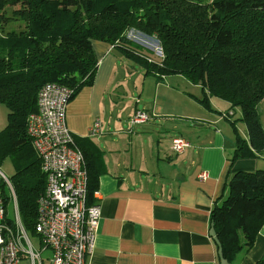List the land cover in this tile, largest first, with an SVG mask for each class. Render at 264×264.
<instances>
[{"label": "trees", "instance_id": "1", "mask_svg": "<svg viewBox=\"0 0 264 264\" xmlns=\"http://www.w3.org/2000/svg\"><path fill=\"white\" fill-rule=\"evenodd\" d=\"M129 30L158 42L159 61L127 39ZM93 41L113 46L158 82L177 75L199 86V103L206 109L210 98L227 103L230 111L238 109L247 141L232 128L229 161L264 159L257 111L264 100V0H0V105L7 111L0 162L9 158L15 168L8 180L27 234L35 235L36 201L45 189L40 159L26 133L27 117L36 111L45 83L71 89L70 101L92 85ZM75 142L85 159L90 205L101 153L87 141ZM0 189L6 204L8 196ZM226 189L210 211L209 236L219 260L230 264L253 246L264 222V170L235 172ZM255 264H264V255Z\"/></svg>", "mask_w": 264, "mask_h": 264}, {"label": "crops", "instance_id": "2", "mask_svg": "<svg viewBox=\"0 0 264 264\" xmlns=\"http://www.w3.org/2000/svg\"><path fill=\"white\" fill-rule=\"evenodd\" d=\"M92 49L97 61L93 83L69 101L65 119L77 141H87L101 153V173L93 193L100 218L85 264H226L219 260L209 236L210 211L226 196L227 180L233 173L264 170V159L255 155L230 162L234 143L231 127L217 128L205 146L197 147L200 151H192L187 140L189 148L177 154L171 151L170 142L168 150L177 155L175 159L161 150L164 156L159 151L136 156L129 151L132 143L120 136L125 131L123 124H129L128 118L139 109H118L116 122H111L110 111L105 113L106 100L111 103L114 92L117 97L122 90V96L128 93L124 82L135 68L109 44L93 41ZM211 103L215 109L221 104ZM213 119L221 122L218 117ZM96 120L101 133L90 137L89 128ZM226 144L231 147L226 148ZM201 172L206 174L205 180L198 178ZM178 176L182 177L176 179ZM263 255L264 222L253 246L230 264H255Z\"/></svg>", "mask_w": 264, "mask_h": 264}, {"label": "built area", "instance_id": "3", "mask_svg": "<svg viewBox=\"0 0 264 264\" xmlns=\"http://www.w3.org/2000/svg\"><path fill=\"white\" fill-rule=\"evenodd\" d=\"M158 55L162 57L161 50ZM71 94V89L59 84H43L37 93L36 111L26 120V133L45 178L44 192L36 201L34 223L40 251L32 247L21 224L11 184L0 171V187L12 194L15 213L13 219L6 218L0 189V264H18L21 254L29 258L30 264H42L40 253L46 249L50 250L48 264H85L93 250V230L100 218V207L87 204L85 159L65 124ZM146 121L147 115L136 111L129 124ZM100 133V122L96 120L88 135L95 137ZM187 148L189 142L181 137L171 142L174 153H183ZM206 177L204 172L198 175L200 180Z\"/></svg>", "mask_w": 264, "mask_h": 264}, {"label": "rangeland", "instance_id": "4", "mask_svg": "<svg viewBox=\"0 0 264 264\" xmlns=\"http://www.w3.org/2000/svg\"><path fill=\"white\" fill-rule=\"evenodd\" d=\"M9 27L11 28L12 25ZM9 27L4 30H9ZM126 36L127 39L147 50L152 60L159 61L160 57L158 52L160 48L154 38L135 30H129ZM129 64L135 68V71L124 82L123 89L128 88V93L122 96V90L120 91L119 97H117V93L114 92V100L111 103L108 99L106 100L105 113L108 115L110 111L111 122H116L115 117L118 116L116 114L118 109L129 108L131 111L133 107H137L139 109L137 111H143L147 115V121L142 125L132 127L127 123L123 124V130L125 131L120 137L122 138L123 136L124 139L132 143L129 151H132L136 156L139 155L138 157H141L140 155L144 154L149 156L159 150L167 154L171 153L168 147L170 142H172L171 140L176 137H182L190 141L192 151L196 149L200 151L201 149L197 147L205 146L210 140L212 133L219 127H231L232 133V128H235L237 136L242 140L246 139L245 125L241 120V114L238 109L228 111L229 106L216 98H211V101L221 103L220 105L217 104L218 106L216 108L218 109L212 107L210 100V108L206 109L199 103V100L202 98L199 86L190 84L184 77L172 75L158 82L152 75L142 77L144 69L135 62L129 61ZM139 77L140 81H138ZM181 81H184V83ZM158 107L163 108L162 112L157 109ZM257 111L264 130V100L259 103ZM0 112L2 116V118L0 116V124L4 122L3 126L5 127L7 124V111L2 105H0ZM229 113L232 115L225 120L224 115ZM132 115H130L127 122L130 121ZM215 117H218V121L220 120L221 122H213V118ZM126 118L127 116H123L124 120ZM200 119L203 121L199 122L198 120ZM176 156L172 154V159H175ZM0 171L7 179L13 176L15 168L9 158L0 162ZM179 177L182 176H178L176 179ZM4 190L8 196L7 203L4 205L5 216L11 220L15 214L12 194L9 193L7 188H4ZM28 238L34 250L40 251L38 237L28 234ZM40 255L42 264H48L50 250L46 249L45 251H41ZM18 264H30V260L25 254H21Z\"/></svg>", "mask_w": 264, "mask_h": 264}, {"label": "water", "instance_id": "5", "mask_svg": "<svg viewBox=\"0 0 264 264\" xmlns=\"http://www.w3.org/2000/svg\"><path fill=\"white\" fill-rule=\"evenodd\" d=\"M225 147H226V148H230L231 146H229V145L226 144Z\"/></svg>", "mask_w": 264, "mask_h": 264}, {"label": "bare ground", "instance_id": "6", "mask_svg": "<svg viewBox=\"0 0 264 264\" xmlns=\"http://www.w3.org/2000/svg\"><path fill=\"white\" fill-rule=\"evenodd\" d=\"M69 131V130H68ZM71 134V133H70ZM72 135V134H71ZM72 137H73V135H72ZM73 139L75 140V138L73 137Z\"/></svg>", "mask_w": 264, "mask_h": 264}]
</instances>
